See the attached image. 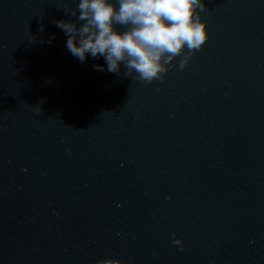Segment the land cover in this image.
<instances>
[{"label":"water","instance_id":"1","mask_svg":"<svg viewBox=\"0 0 264 264\" xmlns=\"http://www.w3.org/2000/svg\"><path fill=\"white\" fill-rule=\"evenodd\" d=\"M202 2L149 84L71 55L77 0H0V264H264V0Z\"/></svg>","mask_w":264,"mask_h":264},{"label":"clouds","instance_id":"2","mask_svg":"<svg viewBox=\"0 0 264 264\" xmlns=\"http://www.w3.org/2000/svg\"><path fill=\"white\" fill-rule=\"evenodd\" d=\"M205 10L202 0H77L75 8L63 9L69 19L53 23L81 63L89 56L103 58L105 64L95 65V70L119 74L123 65L125 77L150 84L164 80L176 58L181 57L183 69L201 50L209 39ZM172 243L182 246V239ZM96 264L124 261L107 258Z\"/></svg>","mask_w":264,"mask_h":264}]
</instances>
